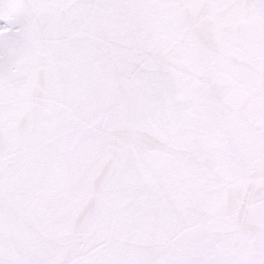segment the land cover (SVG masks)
<instances>
[{
    "label": "snow or ice",
    "instance_id": "1",
    "mask_svg": "<svg viewBox=\"0 0 264 264\" xmlns=\"http://www.w3.org/2000/svg\"><path fill=\"white\" fill-rule=\"evenodd\" d=\"M0 264H264V0H0Z\"/></svg>",
    "mask_w": 264,
    "mask_h": 264
}]
</instances>
